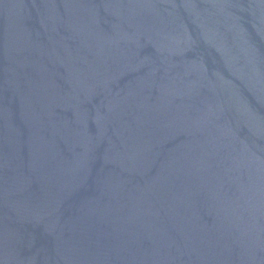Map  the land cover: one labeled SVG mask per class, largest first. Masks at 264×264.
<instances>
[{"label":"water","instance_id":"obj_1","mask_svg":"<svg viewBox=\"0 0 264 264\" xmlns=\"http://www.w3.org/2000/svg\"><path fill=\"white\" fill-rule=\"evenodd\" d=\"M0 264H264V0H0Z\"/></svg>","mask_w":264,"mask_h":264}]
</instances>
